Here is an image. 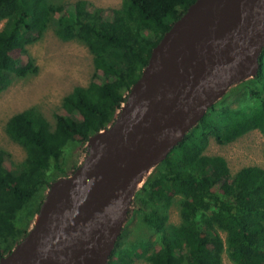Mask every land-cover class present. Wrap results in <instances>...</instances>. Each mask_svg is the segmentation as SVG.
Segmentation results:
<instances>
[{"label":"trees","instance_id":"1","mask_svg":"<svg viewBox=\"0 0 264 264\" xmlns=\"http://www.w3.org/2000/svg\"><path fill=\"white\" fill-rule=\"evenodd\" d=\"M196 1L123 0L105 9L87 0H0V95L14 78L38 74L28 47L52 28L60 41L86 46L95 69L89 84L63 98L53 124L37 107L6 124L26 157L13 166L0 151V261L30 234L51 185L78 169H65L70 152L84 155L114 123L153 49ZM262 58L259 73L233 87L146 179L108 264H224L225 253L234 264H264V168L232 172L224 156L207 154L213 141L228 146L264 135V51ZM175 206L177 225L170 222ZM136 215L155 240L126 242Z\"/></svg>","mask_w":264,"mask_h":264},{"label":"water","instance_id":"2","mask_svg":"<svg viewBox=\"0 0 264 264\" xmlns=\"http://www.w3.org/2000/svg\"><path fill=\"white\" fill-rule=\"evenodd\" d=\"M263 51L264 0L194 2L153 49L114 123L90 140L84 163L51 185L39 225L0 264H108L146 179L259 73Z\"/></svg>","mask_w":264,"mask_h":264},{"label":"rangeland","instance_id":"3","mask_svg":"<svg viewBox=\"0 0 264 264\" xmlns=\"http://www.w3.org/2000/svg\"><path fill=\"white\" fill-rule=\"evenodd\" d=\"M61 1L63 3H75L78 0ZM87 1L105 9L120 8L123 2V0ZM2 28L3 24H0V30ZM28 51L35 66L39 69L38 74L25 79L14 78L13 84L0 95V151H5L11 155L10 162L13 166L22 163L25 160L26 153L6 135L5 127L8 120L25 109L37 107L53 124L54 114L59 109L63 98L75 87L89 84L95 71L93 55L88 48L77 41H60L56 37L53 28L45 34L40 42L29 46ZM12 56L17 60H21L22 65L28 64L27 56L23 58L18 53H13ZM120 113L121 111L118 112L117 117ZM90 147L91 142L86 145L87 150ZM207 154L224 156L232 172L247 166L264 168V135L258 131L252 132L228 146H219L213 141ZM87 155L88 151L84 155L77 149L71 151L65 166L67 172L72 171L75 167L79 168L84 163ZM48 192L49 190L46 195ZM37 218H34L31 230L35 228ZM170 222L176 225L180 222L177 206L173 207L170 212ZM222 237L225 240L226 234L222 233ZM138 239L153 241L155 236L140 225V216L136 215L131 224V232L126 237V242H133ZM223 261L224 264H234L227 253L224 254ZM135 264L149 263L137 261Z\"/></svg>","mask_w":264,"mask_h":264},{"label":"bare ground","instance_id":"4","mask_svg":"<svg viewBox=\"0 0 264 264\" xmlns=\"http://www.w3.org/2000/svg\"><path fill=\"white\" fill-rule=\"evenodd\" d=\"M146 89H147V88L142 87V88L140 89L139 93H138V97H140V95L143 96V95L146 93ZM134 95H135V94H134ZM140 100H142V99H140ZM134 107H136V106H134ZM36 222H37V224L39 225V223L41 222V215L38 216Z\"/></svg>","mask_w":264,"mask_h":264},{"label":"built area","instance_id":"5","mask_svg":"<svg viewBox=\"0 0 264 264\" xmlns=\"http://www.w3.org/2000/svg\"><path fill=\"white\" fill-rule=\"evenodd\" d=\"M121 111V110H120ZM88 156V155H87Z\"/></svg>","mask_w":264,"mask_h":264}]
</instances>
